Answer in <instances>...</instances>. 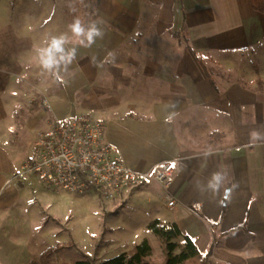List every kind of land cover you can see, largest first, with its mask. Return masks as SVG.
<instances>
[{
    "label": "crops",
    "instance_id": "obj_1",
    "mask_svg": "<svg viewBox=\"0 0 264 264\" xmlns=\"http://www.w3.org/2000/svg\"><path fill=\"white\" fill-rule=\"evenodd\" d=\"M7 3L0 0V213L12 206L26 213L27 201L64 202L66 195L14 177L51 120L86 114L104 122L105 140L129 168L177 162L172 208L154 182L113 199L145 200L131 248L158 220L177 225L201 255L215 235L213 264H264V17L249 0H94L90 19L80 20L96 22L104 38L90 48L69 33L65 7L11 0L6 10ZM60 34L76 48L61 73L67 85L36 60L37 49ZM109 52L114 60L91 63ZM131 107L139 110L130 114ZM226 164L231 193L214 195L208 181ZM243 223L245 230H233Z\"/></svg>",
    "mask_w": 264,
    "mask_h": 264
},
{
    "label": "rangeland",
    "instance_id": "obj_2",
    "mask_svg": "<svg viewBox=\"0 0 264 264\" xmlns=\"http://www.w3.org/2000/svg\"><path fill=\"white\" fill-rule=\"evenodd\" d=\"M7 2L10 3L11 0ZM93 2L94 0H51L56 8L58 5L65 7V18L69 24L77 17L89 20ZM8 3L6 10L9 9ZM257 78L256 82L261 84L263 81L259 76ZM134 110L138 111L139 108L131 107L130 114H134ZM132 142L133 145L136 144L134 140ZM225 160L228 164L227 159ZM227 164L224 165L226 178L229 173ZM14 178L20 180L16 176ZM44 188L53 194L66 195L64 202L52 201L48 206L42 205L38 200L29 203L27 201L26 213H20L15 206L2 209L0 264H70L78 260L81 253L94 258L99 264L115 256L127 254L133 248L129 232L134 224L136 226L146 217L138 208V205L144 206V198L132 201L129 205L115 202L113 199H110L113 203L107 204L94 192L72 194L46 186ZM144 238H147L152 246V252L146 257V262L161 264L164 260L163 245L151 232ZM176 242L181 243V239ZM47 247L57 250V254L51 256L48 261L45 258L39 260V254ZM205 264L213 262L208 257Z\"/></svg>",
    "mask_w": 264,
    "mask_h": 264
},
{
    "label": "built area",
    "instance_id": "obj_3",
    "mask_svg": "<svg viewBox=\"0 0 264 264\" xmlns=\"http://www.w3.org/2000/svg\"><path fill=\"white\" fill-rule=\"evenodd\" d=\"M177 172L174 160L146 171L129 168L116 147L105 140L104 122L83 114L51 120L36 135L15 176L72 194L94 192L104 201L154 182L172 208L176 204L172 185Z\"/></svg>",
    "mask_w": 264,
    "mask_h": 264
},
{
    "label": "trees",
    "instance_id": "obj_4",
    "mask_svg": "<svg viewBox=\"0 0 264 264\" xmlns=\"http://www.w3.org/2000/svg\"><path fill=\"white\" fill-rule=\"evenodd\" d=\"M249 3L253 11L261 14L264 17V0H249ZM207 77L209 79L211 87L215 91H218L210 75L207 74ZM226 206H227L226 204L223 205L219 221L211 224V227L213 229L216 227L217 223L221 222L224 219ZM237 229L245 230V223H243L240 226H237L233 230H237ZM148 230L153 235H155L156 238L163 245L164 260L161 264H205L206 261H208V257L211 255L214 243L216 242V236L214 235L213 242L208 252L205 254V256H201L193 240L190 237L183 235L182 232L177 227V225L175 224L164 225L160 221L154 220L149 224ZM178 239H181V243L176 242ZM176 250L178 251L175 252ZM57 252L58 251L53 249L52 247H47L45 251L39 254V260L45 258V260L48 261L49 258L53 255H56ZM151 252H152V246L150 245L149 240L147 238H143L142 241L134 245L133 248L127 254H121L115 256L99 264H148L146 262V257H148ZM46 264H50V263H46ZM60 264H67V263H60ZM70 264H98V263H96L94 258H90L88 255L81 253L79 255V259Z\"/></svg>",
    "mask_w": 264,
    "mask_h": 264
},
{
    "label": "clouds",
    "instance_id": "obj_5",
    "mask_svg": "<svg viewBox=\"0 0 264 264\" xmlns=\"http://www.w3.org/2000/svg\"><path fill=\"white\" fill-rule=\"evenodd\" d=\"M68 29L72 37H75L77 43L83 47L90 48L97 43L98 40L104 38V31L98 26L96 22H89L85 24L78 17L68 25ZM70 42L68 34H60L52 36L45 47L37 49L36 60L39 67L46 73H49L59 83L67 85L68 80L64 78L61 73L68 72L70 66L76 60V48L66 47ZM109 58L114 60V54L109 52L104 61L98 62L95 57L92 58L91 63L97 65L98 63L109 62ZM174 106V104H173ZM173 115L165 118L166 123L172 121ZM254 140L260 139L258 132L252 133ZM211 155V153H205ZM226 175L222 171L214 172L211 179L208 181L207 188L216 195L223 189L225 196L230 195L231 189L225 188Z\"/></svg>",
    "mask_w": 264,
    "mask_h": 264
},
{
    "label": "snow or ice",
    "instance_id": "obj_6",
    "mask_svg": "<svg viewBox=\"0 0 264 264\" xmlns=\"http://www.w3.org/2000/svg\"><path fill=\"white\" fill-rule=\"evenodd\" d=\"M173 167H174V165H173Z\"/></svg>",
    "mask_w": 264,
    "mask_h": 264
}]
</instances>
